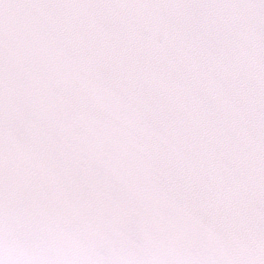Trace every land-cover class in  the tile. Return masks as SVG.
I'll list each match as a JSON object with an SVG mask.
<instances>
[{
	"label": "water",
	"instance_id": "95a60500",
	"mask_svg": "<svg viewBox=\"0 0 264 264\" xmlns=\"http://www.w3.org/2000/svg\"><path fill=\"white\" fill-rule=\"evenodd\" d=\"M0 264H264V0H0Z\"/></svg>",
	"mask_w": 264,
	"mask_h": 264
}]
</instances>
